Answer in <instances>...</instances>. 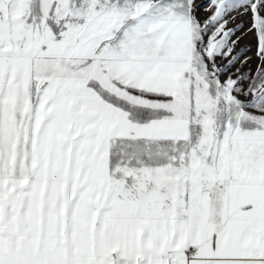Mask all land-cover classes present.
Segmentation results:
<instances>
[{"label":"snow or ice","instance_id":"snow-or-ice-1","mask_svg":"<svg viewBox=\"0 0 264 264\" xmlns=\"http://www.w3.org/2000/svg\"><path fill=\"white\" fill-rule=\"evenodd\" d=\"M0 264H264V0H0Z\"/></svg>","mask_w":264,"mask_h":264},{"label":"rangeland","instance_id":"rangeland-1","mask_svg":"<svg viewBox=\"0 0 264 264\" xmlns=\"http://www.w3.org/2000/svg\"><path fill=\"white\" fill-rule=\"evenodd\" d=\"M251 37L250 36H246L242 42H241V46L244 44V43H251ZM249 55L253 56V62H252V67H255V60H254V53L253 52H249Z\"/></svg>","mask_w":264,"mask_h":264}]
</instances>
